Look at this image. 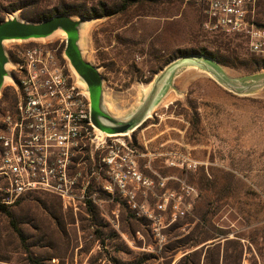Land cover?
I'll return each mask as SVG.
<instances>
[{"label": "rangeland", "instance_id": "rangeland-1", "mask_svg": "<svg viewBox=\"0 0 264 264\" xmlns=\"http://www.w3.org/2000/svg\"><path fill=\"white\" fill-rule=\"evenodd\" d=\"M11 9L28 21L49 14L96 18L86 27L83 55L97 69L112 114L129 109L152 76L179 56L209 54L232 77L264 71V60L241 39L201 32L191 0H0V20ZM111 10L117 12L92 16ZM37 45L53 52L79 90L61 57V35L6 43L4 50L11 60L12 50ZM173 87L129 137L104 138L139 153L186 149L201 163L193 172L180 171L165 168L159 157L140 168L146 177L168 179L174 190H191L161 243L115 196L97 189L103 181L99 153L89 146L71 168L89 175V185L72 201L32 192L0 207V264H264V88L236 96L191 69ZM12 95L4 83L0 116L11 111Z\"/></svg>", "mask_w": 264, "mask_h": 264}, {"label": "built area", "instance_id": "built-area-1", "mask_svg": "<svg viewBox=\"0 0 264 264\" xmlns=\"http://www.w3.org/2000/svg\"><path fill=\"white\" fill-rule=\"evenodd\" d=\"M199 10V29L205 34L236 37L247 51L264 60V18L256 17L257 0H191ZM14 73V102L0 116V205L22 194L49 193L71 200L89 185V175L73 171L75 158L88 151L95 135L87 123L84 96L68 82L50 49L32 46L10 52ZM108 139H110L108 137ZM114 141V142H113ZM103 181L101 194L117 198L134 219L145 222L149 235L161 243L162 231L184 211L191 190H174L166 178L142 175L149 161L161 157L165 168L193 172L201 163L183 149L139 153L130 145L104 139L93 147ZM145 158V163L137 160ZM140 160V161H141ZM142 168V169H140ZM92 174V173H91Z\"/></svg>", "mask_w": 264, "mask_h": 264}, {"label": "water", "instance_id": "water-1", "mask_svg": "<svg viewBox=\"0 0 264 264\" xmlns=\"http://www.w3.org/2000/svg\"><path fill=\"white\" fill-rule=\"evenodd\" d=\"M96 18L54 14L38 21L19 18L14 12L0 20V89L4 83L16 90L10 70L13 64L4 50L6 43L43 42L56 35L63 37L61 57L73 83L87 104V123L95 135L93 147L106 137L127 136L148 119L162 99L175 92L173 80L183 71L204 74L220 89L236 96H245L264 88V71L232 77L220 65L203 54L176 57L168 61L147 83L143 93L122 114L108 111L102 80L97 69L84 59L86 27Z\"/></svg>", "mask_w": 264, "mask_h": 264}, {"label": "trees", "instance_id": "trees-1", "mask_svg": "<svg viewBox=\"0 0 264 264\" xmlns=\"http://www.w3.org/2000/svg\"><path fill=\"white\" fill-rule=\"evenodd\" d=\"M9 12H12V9L11 10H9ZM115 12H117V10H111V11H109V12H105V11H103V12H101V14H98V15H95V14H93L92 16H105V15H110V14H113V13H115ZM52 14H49V15H45V16H42V17H40L39 19H36V20H34V21H38V20H41V19H44V18H48L49 16H51ZM236 38V37H235ZM239 39V38H238ZM243 42V41H242ZM199 54H204V53H199ZM205 55V54H204ZM208 57H211V58H213V59H215L214 57H212L211 55H209V54H206ZM216 61H218L217 59H215ZM262 60V59H261ZM12 103L14 102V94L12 95ZM117 199V198H116ZM119 201V200H118ZM120 202V201H119ZM0 207H2V205H0ZM134 219V218H133ZM135 220H139V219H135ZM142 221V220H141Z\"/></svg>", "mask_w": 264, "mask_h": 264}, {"label": "crops", "instance_id": "crops-1", "mask_svg": "<svg viewBox=\"0 0 264 264\" xmlns=\"http://www.w3.org/2000/svg\"><path fill=\"white\" fill-rule=\"evenodd\" d=\"M264 3V0H257L256 2V17L258 18V21H260L259 18H262V14L264 12V6H261V4ZM264 15V14H263Z\"/></svg>", "mask_w": 264, "mask_h": 264}]
</instances>
